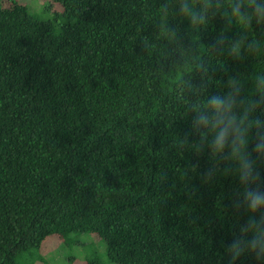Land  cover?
Returning <instances> with one entry per match:
<instances>
[{"label": "trees", "instance_id": "obj_1", "mask_svg": "<svg viewBox=\"0 0 264 264\" xmlns=\"http://www.w3.org/2000/svg\"><path fill=\"white\" fill-rule=\"evenodd\" d=\"M178 3L45 0L38 14L0 0V264H49L82 234L107 260L72 264H230L243 186L192 131L197 96L182 89L251 90L264 36L247 33L261 48L237 57L246 33L223 8L192 25Z\"/></svg>", "mask_w": 264, "mask_h": 264}, {"label": "clouds", "instance_id": "obj_2", "mask_svg": "<svg viewBox=\"0 0 264 264\" xmlns=\"http://www.w3.org/2000/svg\"><path fill=\"white\" fill-rule=\"evenodd\" d=\"M223 8L230 20L245 30V35L229 46L237 57L242 49L248 54L258 52L261 42L249 39L247 33L264 36V0H203L197 7L194 0H179L176 15L192 25L204 23L214 9ZM225 90L206 93L189 85L187 90L197 96L184 102L195 113L192 131L199 134L201 143L217 165L226 163L225 171L236 172L243 190L237 194L235 206L247 216L242 226L243 238L234 239L226 249L230 264L244 254L257 259L264 257V176L259 165L264 162V74L255 77L251 90L244 82L229 78ZM251 149V150H250ZM216 171L213 167L209 175Z\"/></svg>", "mask_w": 264, "mask_h": 264}, {"label": "rangeland", "instance_id": "obj_3", "mask_svg": "<svg viewBox=\"0 0 264 264\" xmlns=\"http://www.w3.org/2000/svg\"><path fill=\"white\" fill-rule=\"evenodd\" d=\"M24 1L29 5L32 12L42 14V10L39 7H42L41 3L45 0ZM80 240L82 241L81 243L72 247L59 246L57 250L46 254L49 264H72L71 260L73 257L83 259L86 254L98 255L106 263V245L104 241L100 240V243L97 244L92 241L91 236L88 234H82Z\"/></svg>", "mask_w": 264, "mask_h": 264}]
</instances>
